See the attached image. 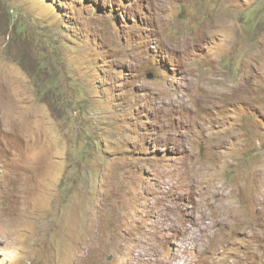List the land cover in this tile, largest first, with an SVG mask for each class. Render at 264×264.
I'll use <instances>...</instances> for the list:
<instances>
[{
    "label": "rangeland",
    "instance_id": "374dc122",
    "mask_svg": "<svg viewBox=\"0 0 264 264\" xmlns=\"http://www.w3.org/2000/svg\"><path fill=\"white\" fill-rule=\"evenodd\" d=\"M0 264H264V0H0Z\"/></svg>",
    "mask_w": 264,
    "mask_h": 264
}]
</instances>
